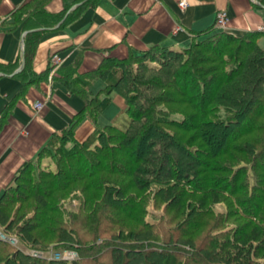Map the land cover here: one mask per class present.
<instances>
[{"label": "trees", "instance_id": "16d2710c", "mask_svg": "<svg viewBox=\"0 0 264 264\" xmlns=\"http://www.w3.org/2000/svg\"><path fill=\"white\" fill-rule=\"evenodd\" d=\"M48 1L26 0L2 22L28 30L23 86L36 76L42 34L96 0L55 14ZM263 35L214 25L192 32L187 46L154 45L86 74L77 65L61 73L85 104L0 196V232L18 241L0 238V264H73L29 250H74L77 264H264ZM113 94L126 107L100 125ZM84 115L95 130L79 141Z\"/></svg>", "mask_w": 264, "mask_h": 264}, {"label": "crops", "instance_id": "0c3cea01", "mask_svg": "<svg viewBox=\"0 0 264 264\" xmlns=\"http://www.w3.org/2000/svg\"><path fill=\"white\" fill-rule=\"evenodd\" d=\"M25 1L3 0L0 5V119L5 115L0 128V196L14 183L23 165L36 158L53 136L62 134L84 107L83 99L60 81L61 73L77 65L78 72L86 74L106 57L123 58L154 45L187 46L192 32L215 25L220 10L228 14L225 31L229 33L264 29V7L257 0H187L185 9L179 7L178 0H96L69 24L59 23L42 34L31 64L36 76L23 86L17 76L22 70L15 71L23 62L25 30L22 26L9 29L2 22H9L11 13ZM75 1L49 0L46 10L55 14ZM54 53L64 62L51 76ZM48 68V73L40 76ZM94 85L97 93L101 88L95 90ZM112 102L118 106L116 115L126 107L119 94L112 95ZM37 103L43 104L40 109L35 107ZM106 109L99 124L106 119ZM94 130L95 124L84 115L75 137L83 141Z\"/></svg>", "mask_w": 264, "mask_h": 264}, {"label": "built area", "instance_id": "2783aa9c", "mask_svg": "<svg viewBox=\"0 0 264 264\" xmlns=\"http://www.w3.org/2000/svg\"><path fill=\"white\" fill-rule=\"evenodd\" d=\"M178 5L181 9H185L188 5L187 0H178ZM228 14L225 10H220L216 14L215 25L218 28L225 29L228 23ZM64 58L59 54L54 53L50 58V75L55 73V71L63 64ZM42 103H37L35 105L36 108L40 109L42 107ZM0 238L9 241L13 245H18V241L16 238L6 237L0 232ZM29 253L38 257H46V258H54V259H65L69 261H73L77 258V252L74 250H64V251H56V252H43L37 250H29Z\"/></svg>", "mask_w": 264, "mask_h": 264}, {"label": "rangeland", "instance_id": "374dc122", "mask_svg": "<svg viewBox=\"0 0 264 264\" xmlns=\"http://www.w3.org/2000/svg\"><path fill=\"white\" fill-rule=\"evenodd\" d=\"M259 45L264 48V35L259 39ZM99 88H101V83H100V80H97V82L94 85V89L95 90H98ZM117 112H118V106H117V104L114 103V102H112V103L110 102L109 107L104 112V117H106V119H105V121H101V124L102 125L109 124L110 121L116 115ZM108 118H110V119H108ZM33 202H34V200L31 198L27 203H23L21 205V208L22 209H26V208H28L29 205H32ZM73 203H74V206L76 207L77 200H74ZM215 208H216V210H219L220 211V210H223L224 209V205L223 204H216ZM147 219H155V217L153 215H148L147 216Z\"/></svg>", "mask_w": 264, "mask_h": 264}, {"label": "water", "instance_id": "95a60500", "mask_svg": "<svg viewBox=\"0 0 264 264\" xmlns=\"http://www.w3.org/2000/svg\"><path fill=\"white\" fill-rule=\"evenodd\" d=\"M79 4H81V2L77 3L76 5H74L73 8L76 7V6L79 5ZM259 5L262 6V7H264V6L261 5L260 3H259ZM27 32H28V30H25V31H24V35H25ZM24 67H25V61H24V59H23V62H22V64H21V67H20L17 71H15V72H20L21 70L24 69ZM73 264H77V260H74V261H73Z\"/></svg>", "mask_w": 264, "mask_h": 264}]
</instances>
